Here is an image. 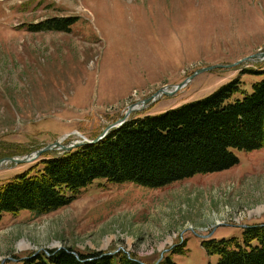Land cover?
Instances as JSON below:
<instances>
[{
  "label": "rangeland",
  "instance_id": "obj_1",
  "mask_svg": "<svg viewBox=\"0 0 264 264\" xmlns=\"http://www.w3.org/2000/svg\"><path fill=\"white\" fill-rule=\"evenodd\" d=\"M65 16L77 18L69 31L26 27ZM263 51L264 0H0V159L83 140L77 133L93 138L130 104L127 118L154 115L233 79L243 92L231 99L241 98L264 78V56L251 57ZM231 150L238 161L221 171L158 188L97 177L53 212H3L0 264L35 253L32 263L52 264L45 250L58 246L218 264L204 239L241 238L244 224H264V148ZM61 151L0 162V185L37 174L41 159Z\"/></svg>",
  "mask_w": 264,
  "mask_h": 264
},
{
  "label": "trees",
  "instance_id": "obj_2",
  "mask_svg": "<svg viewBox=\"0 0 264 264\" xmlns=\"http://www.w3.org/2000/svg\"><path fill=\"white\" fill-rule=\"evenodd\" d=\"M76 16L50 17L26 23L29 31H69ZM240 81L221 84L208 95L166 111L128 118L99 142L83 143L43 158V170L16 175L0 185V217L3 212L31 209L39 215L58 210L78 198L97 177L158 188L190 177L227 169L238 161L232 148H264V78L250 93L231 99ZM241 92H243L241 90ZM218 264H264V224L243 228L241 238H209L202 241ZM52 264H154L122 251L71 252V247L47 250ZM35 253L23 264L34 262ZM164 258V257H163ZM163 258L157 264H164ZM139 259V260H137ZM142 261V262H141ZM167 264H174L169 258Z\"/></svg>",
  "mask_w": 264,
  "mask_h": 264
},
{
  "label": "water",
  "instance_id": "obj_3",
  "mask_svg": "<svg viewBox=\"0 0 264 264\" xmlns=\"http://www.w3.org/2000/svg\"><path fill=\"white\" fill-rule=\"evenodd\" d=\"M256 56H259V57L264 56V51H263V52H258V53H256V54L251 55L252 58H253V57H256ZM248 58H250V57H246V59H248ZM210 68H211V67H206V68H203V69H199L198 71H204V70H207V69H210ZM187 80H188V78H186V79H184L183 81H181L180 83L176 84L175 88H174L173 90H170V91H167V90H165L164 88H160V89H158V90H157V91H156L151 97L146 98V99H143V102H147V101H149L151 98H155V97H157L158 95H160L161 93H162V94H171V93H173L176 89H178V88L182 87L183 85H185V83L187 82ZM133 106H134V104H130V105H128L127 110L125 111V113H124L121 117H119L116 121L112 122L111 124L107 125L104 129H102V131H101L96 137H94L93 139L87 140V141H85V142L88 143V144H94V143H97V142H99L100 140H102V139L108 134V132L110 131V129H112V128L116 127L118 124H121V123H123L124 121H126L128 115H129V113H130L132 110H134V107H133ZM83 142H84V141L82 140V141L72 142V143L69 144V145H64V144H61V143H60V140H57V141L54 142V143H51V144H49V145H47V146H45V147H43V148H41V149H38V150L34 151V157L40 155L43 151H46V150H48V149H52V148H54V147H59V148L63 149V151H69L72 147H77V146H79L80 144H82ZM6 160L13 161V162H22V161H24L23 158H21V159H16V158H14V157H6V158H1V159H0V162L6 161ZM244 226H245V225H244ZM60 248H64V247H63V246H58L56 249L58 250V249H60ZM115 252H116V251H114V252H107L106 254H113V253H115ZM46 253L48 254L47 251H46ZM71 253L74 254L75 257L79 258V256H78V254L76 253V251L73 250ZM137 260H139V259H137ZM139 261H140V260H139ZM159 261H160V259H157V261H156L154 264H157ZM141 262H142V261H141Z\"/></svg>",
  "mask_w": 264,
  "mask_h": 264
},
{
  "label": "bare ground",
  "instance_id": "obj_4",
  "mask_svg": "<svg viewBox=\"0 0 264 264\" xmlns=\"http://www.w3.org/2000/svg\"><path fill=\"white\" fill-rule=\"evenodd\" d=\"M137 106V105H136ZM136 106H135V108H136ZM23 244V246L25 245L24 243H22Z\"/></svg>",
  "mask_w": 264,
  "mask_h": 264
}]
</instances>
